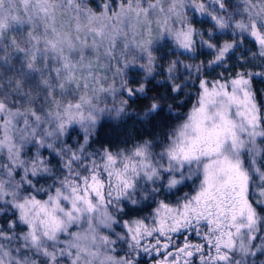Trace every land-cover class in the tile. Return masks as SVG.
Masks as SVG:
<instances>
[{"label": "snow or ice", "instance_id": "1", "mask_svg": "<svg viewBox=\"0 0 264 264\" xmlns=\"http://www.w3.org/2000/svg\"><path fill=\"white\" fill-rule=\"evenodd\" d=\"M0 264H264V0H0Z\"/></svg>", "mask_w": 264, "mask_h": 264}, {"label": "trees", "instance_id": "2", "mask_svg": "<svg viewBox=\"0 0 264 264\" xmlns=\"http://www.w3.org/2000/svg\"><path fill=\"white\" fill-rule=\"evenodd\" d=\"M135 107V106H134ZM131 121H129V124ZM118 135L117 130L112 126L111 122L106 123L103 128L100 129V137L107 141L109 138L116 137Z\"/></svg>", "mask_w": 264, "mask_h": 264}]
</instances>
